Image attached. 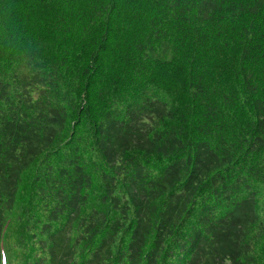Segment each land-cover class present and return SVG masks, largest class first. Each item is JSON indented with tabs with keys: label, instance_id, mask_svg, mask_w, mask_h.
I'll return each mask as SVG.
<instances>
[{
	"label": "trees",
	"instance_id": "16d2710c",
	"mask_svg": "<svg viewBox=\"0 0 264 264\" xmlns=\"http://www.w3.org/2000/svg\"><path fill=\"white\" fill-rule=\"evenodd\" d=\"M0 264H264V0H0Z\"/></svg>",
	"mask_w": 264,
	"mask_h": 264
}]
</instances>
